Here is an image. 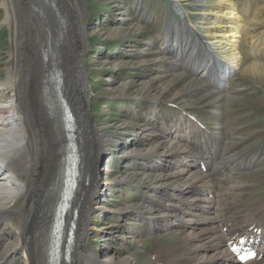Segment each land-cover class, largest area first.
Here are the masks:
<instances>
[{"label":"rangeland","instance_id":"374dc122","mask_svg":"<svg viewBox=\"0 0 264 264\" xmlns=\"http://www.w3.org/2000/svg\"><path fill=\"white\" fill-rule=\"evenodd\" d=\"M233 1L240 14L239 22L244 26L237 46L241 58L238 69L229 78L224 90L217 91L180 64H196L195 56L188 54L190 46L186 52L182 51L184 54L181 53V56L162 51L170 46L163 47L161 39L166 25L170 24L171 29H175L179 16L172 0H77L86 38L84 43L79 36L70 39L68 44L66 42L65 51L71 72L83 67L85 74L75 87L71 82L68 86L72 90L85 87L83 101L86 105L82 106L81 101L78 103L87 116L82 134L83 131L86 133L93 150L102 146L106 148L97 160V168L103 171L96 181L91 208L85 214V241L94 254L92 262L152 264L151 255L156 252L166 259L167 264H175L179 257L185 260L182 264H199V256L195 257L192 250L188 253L190 245L187 237L175 229L179 225L171 224L166 229L157 217L166 205L171 206L174 215L180 216L173 207L181 197H185L174 194L180 186L186 185L185 180H179L180 174L175 170L173 173L160 169L158 165L168 163L163 159L159 160L160 164H149L156 159L153 152L157 144L162 143L159 140L166 136L165 128L168 126L164 125L179 121L188 124L189 112L202 120L210 132L212 127H217L219 149L228 151L227 154L225 152L226 159L238 156L237 163L244 166L243 159L250 164L251 153H259L257 167H248L239 171L238 177L231 178L230 182H234L235 186L239 184V187L229 194L235 201L239 198L237 208L244 210L245 214L251 216L252 208L256 212L255 207H259V212L252 216L256 219L264 216V0ZM29 2L0 0V81L5 79L7 69L15 66L12 56L15 52V31L12 23L8 19L6 21V9H9L12 20L17 19L18 39L25 41L32 54L34 70L31 71L30 83L38 88L41 79L35 63L37 47L42 38L45 43L47 30L39 23L35 25L25 15L31 12L36 17ZM180 3L189 13L196 31L204 33L209 16L200 13L214 11V0H180ZM180 28L184 31L180 32L179 38L189 37L188 27L183 25ZM176 37L171 33L169 40ZM190 37L192 40L195 34ZM204 39L208 40L207 37ZM200 46L199 52L202 53ZM204 58L208 60L209 57L205 54ZM212 61L215 65V59ZM77 124L80 129L78 121ZM187 124L182 125L183 130ZM169 130L174 132L173 128ZM136 132L142 134L139 140V135L133 134ZM130 137L140 141V149H143L140 157L131 154V150L111 156L109 152L119 149L126 141H131L129 145L134 146ZM170 142L172 146L167 152L175 151L179 157L176 152L178 142ZM224 142L226 146L223 149ZM181 148H184L181 154L186 156L187 147ZM209 166L213 164L210 162ZM84 177L81 183L87 184ZM208 181L205 179V185ZM224 183L222 181L223 186L228 185ZM208 188L214 191L213 187ZM22 204L23 198L20 197L11 206L17 209ZM237 214H242L240 223H246L243 212L237 210ZM222 217H229V213ZM254 217L249 219L248 224L254 221ZM18 219L14 212L0 219V253L3 250L1 243L15 236L14 224ZM154 221L157 222L153 224ZM256 222L260 223V220ZM233 223L230 218L229 224ZM4 256V260L0 261L2 264H23L25 250L19 246L15 252L11 250Z\"/></svg>","mask_w":264,"mask_h":264},{"label":"bare ground","instance_id":"6f19581e","mask_svg":"<svg viewBox=\"0 0 264 264\" xmlns=\"http://www.w3.org/2000/svg\"><path fill=\"white\" fill-rule=\"evenodd\" d=\"M172 1L175 3L174 7L178 9L177 14L179 16L176 20L175 29L172 30L170 24L166 25L161 39L164 43L163 47L170 46L165 50L162 49V51L166 54L174 53L179 56L181 53L183 55L182 51L186 52L190 46L188 54L195 56L196 64L186 66V64L180 63L182 67L186 70L190 69L193 76L210 83L211 89L223 90L229 78L238 69L241 58L237 46L244 26L239 22L240 14L236 10L234 1L214 0L212 4L214 11H202L200 13L202 16H209V24L205 26L204 33L196 31L197 27L191 22L189 13L183 9L180 0ZM29 3L33 6V13L36 17L31 12H26L25 15L29 16L34 24L39 23L43 29L45 26L47 30L45 43L44 38H42L39 47H37V61L35 63L38 76L41 79L38 88L30 83V77L33 76L31 71L34 70L32 54L25 41L18 39L17 19L12 20L10 10L6 9V21L8 19L12 23L15 31V38L13 39L15 52L12 54L15 66L8 68L5 79L0 81V219L8 217L11 212L16 213L19 219L14 224L15 236L7 238L8 242L1 243L3 247L2 253H0L2 255L1 260H4L5 254L11 250L15 252L16 248L21 246L25 250L23 264H40L39 259L42 254L45 255L48 248L49 230L62 186L64 165L62 156L65 151H68L67 148L65 149L67 139L66 133L62 130L63 121L60 119L62 108L57 98V90L54 87L56 82L52 80V75L56 76L58 73L61 79L59 92L71 104L76 116L77 143H79V138L81 139L79 153L82 159L80 167L82 174L79 188L82 185V189L78 190L79 197L73 205L79 204V210L70 263L100 264L92 262L94 254L89 251L85 241L87 233L85 214L91 208L95 192V182L98 175L97 160L106 148L101 145L100 149L93 150L86 133L83 131L82 134V127L87 116L82 112L83 110L78 103L81 101L82 106L86 105V101H83L84 95L86 96V89L84 86L78 87V90L74 87L79 80H83L85 70L83 67H77L80 71L76 69L71 72L65 51L66 42L68 44L70 39L73 40L79 36L83 42L86 38L81 11L77 0H30ZM183 25L188 27L187 31H189L187 33L189 37L184 39L179 38L180 32L184 31L180 28ZM171 33L177 37L169 40ZM192 34H195V37L191 40ZM203 37H207L208 40H203ZM199 45L202 47V53L199 52ZM205 54L209 57L208 60H205ZM180 59L186 58L181 57ZM212 59H215V65H213ZM69 82L72 83V86L74 85L73 90L68 86ZM77 121L81 126L80 129ZM168 128L166 127V129ZM183 129L182 126H177V132L174 134V138L178 137L179 141H185L187 147L186 156L181 154L184 153V148L178 149L180 145L176 149L177 155L181 158L179 162H181L182 167L176 168L175 173L180 174L179 180H185L186 185L177 189V193L185 198L181 197L179 203L173 207L179 211L180 216L174 215L171 206L166 205L158 214V220L162 221L166 229L171 227V224L179 225L175 229L187 237V242L190 245L188 253L190 250L195 252V257L199 256V264H237L234 255L229 252L227 241L232 235L242 232H247L248 236L252 238L258 237L260 239L257 246L259 252L263 254L261 259H254L244 264L264 263V232L257 234L253 228L251 231H245L246 227L257 228L258 222L253 221L249 225L246 224L253 217L250 216L247 220L245 217L246 223L243 221L241 224L240 221L242 220L239 217L241 218L242 214H237L238 209H236L239 198L235 201L229 194L230 191L239 187V184H236L237 186L230 185L227 193H219V184L210 183L206 186L204 178L207 175H204L202 170H198L193 164L192 147L197 144L205 147V143H208L209 140L205 138V132L193 122L188 124L185 130ZM79 130H81V136ZM201 132L203 133L201 134ZM133 134L139 135L137 140L142 135L138 132ZM193 135L199 138L191 140ZM171 146V143L166 140L164 143L157 144L156 151L160 149V151L166 152ZM131 149H133L132 152H135L132 145L121 144L119 149L111 154L120 155L124 152H130ZM138 151L137 154H140L143 149ZM212 154L213 152H209L205 158L201 157L199 160L210 168V172L213 171L212 167L219 168L215 165L210 167V162L212 164L217 162L218 166L225 164V167L227 165L228 176L232 177L233 175L234 177L240 165L236 161L238 156L232 155L231 159H226L224 150L220 151V154L218 153L219 156ZM221 156L224 158H220ZM184 157L192 158L189 164L192 166L184 167L185 164L183 165V163H186ZM257 158L256 153H251L250 164H247L246 167H257ZM172 171L174 173V170ZM86 175L88 177L87 184H83L81 183L82 177ZM218 178L220 179L221 175ZM208 186L213 187L214 191L209 190ZM195 189L198 190L197 193L194 191ZM215 192L219 195L216 196ZM212 195L213 197H210ZM20 197L23 198V204L17 209L12 207L11 204ZM178 204L182 207H179ZM228 211L229 217L223 218L222 216ZM252 211L255 213L253 208ZM230 218L234 220L233 224H229ZM155 222L157 221H154L153 224ZM262 224H264L263 221ZM152 258L154 260L152 264H167L166 259L156 252L154 255L152 254ZM183 262L185 260L179 257L175 264H182ZM127 264L132 263L128 262Z\"/></svg>","mask_w":264,"mask_h":264},{"label":"water","instance_id":"95a60500","mask_svg":"<svg viewBox=\"0 0 264 264\" xmlns=\"http://www.w3.org/2000/svg\"><path fill=\"white\" fill-rule=\"evenodd\" d=\"M56 77V78H55ZM55 79V80H54ZM52 80L53 81H55L56 83H55V89L57 90V98H58V100H59V103L60 102H64V97H62V95H61V93L59 92V90H60V82H61V80H60V78H59V76H58V74H56V76H54V74L52 75Z\"/></svg>","mask_w":264,"mask_h":264}]
</instances>
